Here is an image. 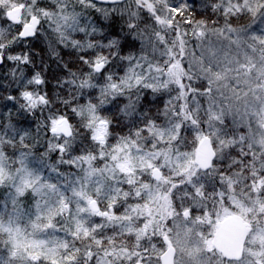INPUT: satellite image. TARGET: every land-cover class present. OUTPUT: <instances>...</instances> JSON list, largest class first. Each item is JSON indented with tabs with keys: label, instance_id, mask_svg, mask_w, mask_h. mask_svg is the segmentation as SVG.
I'll list each match as a JSON object with an SVG mask.
<instances>
[{
	"label": "snow or ice",
	"instance_id": "obj_1",
	"mask_svg": "<svg viewBox=\"0 0 264 264\" xmlns=\"http://www.w3.org/2000/svg\"><path fill=\"white\" fill-rule=\"evenodd\" d=\"M0 21V264H264V0Z\"/></svg>",
	"mask_w": 264,
	"mask_h": 264
},
{
	"label": "trees",
	"instance_id": "obj_2",
	"mask_svg": "<svg viewBox=\"0 0 264 264\" xmlns=\"http://www.w3.org/2000/svg\"><path fill=\"white\" fill-rule=\"evenodd\" d=\"M101 6H103V5H101ZM94 15V14H93ZM244 22H246V21H241V23H244ZM51 67H52V69L53 70H55V65L53 64V65H51ZM49 89H51V84H49ZM0 111H4V109L3 108H0ZM29 124H30V122H25V127H29ZM3 196H4V190L3 189H0V198H2L3 199ZM27 203H31V200L29 199L28 201H27Z\"/></svg>",
	"mask_w": 264,
	"mask_h": 264
},
{
	"label": "rangeland",
	"instance_id": "obj_3",
	"mask_svg": "<svg viewBox=\"0 0 264 264\" xmlns=\"http://www.w3.org/2000/svg\"><path fill=\"white\" fill-rule=\"evenodd\" d=\"M93 14L95 15V13H93ZM1 23H4V24H1ZM0 25H3L5 27L7 26L4 21H0ZM0 199H2V198H0Z\"/></svg>",
	"mask_w": 264,
	"mask_h": 264
},
{
	"label": "flooded vegetation",
	"instance_id": "obj_4",
	"mask_svg": "<svg viewBox=\"0 0 264 264\" xmlns=\"http://www.w3.org/2000/svg\"><path fill=\"white\" fill-rule=\"evenodd\" d=\"M1 24H4V23H1Z\"/></svg>",
	"mask_w": 264,
	"mask_h": 264
}]
</instances>
